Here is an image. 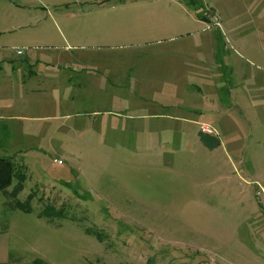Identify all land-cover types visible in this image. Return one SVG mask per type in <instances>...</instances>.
Masks as SVG:
<instances>
[{
  "label": "rangeland",
  "instance_id": "1",
  "mask_svg": "<svg viewBox=\"0 0 264 264\" xmlns=\"http://www.w3.org/2000/svg\"><path fill=\"white\" fill-rule=\"evenodd\" d=\"M0 157V264H264V0H0Z\"/></svg>",
  "mask_w": 264,
  "mask_h": 264
},
{
  "label": "trees",
  "instance_id": "2",
  "mask_svg": "<svg viewBox=\"0 0 264 264\" xmlns=\"http://www.w3.org/2000/svg\"><path fill=\"white\" fill-rule=\"evenodd\" d=\"M13 177L16 178L17 182L14 184L13 189L11 193L9 194L13 199L17 197V194L23 189V182L25 181V175L23 172L16 171L14 168V165L12 162L7 159L0 157V192L6 191L7 188H9L12 185ZM33 198V195H29L25 202L27 203H20L16 201L14 203V207L20 209L21 211L25 213H30L31 208L29 207V201H31ZM29 200V201H27ZM49 209L45 208L39 213V216H47V211ZM32 264H46L42 261L36 259L33 261Z\"/></svg>",
  "mask_w": 264,
  "mask_h": 264
},
{
  "label": "built area",
  "instance_id": "3",
  "mask_svg": "<svg viewBox=\"0 0 264 264\" xmlns=\"http://www.w3.org/2000/svg\"><path fill=\"white\" fill-rule=\"evenodd\" d=\"M16 53H17L18 55H20V54H22V51H21V50H18ZM199 131H200V133H202V134H206V135L213 133L212 128L209 127V126L206 125V124H200V125H199ZM54 162L57 163V164H61L60 161H56V160H54Z\"/></svg>",
  "mask_w": 264,
  "mask_h": 264
},
{
  "label": "crops",
  "instance_id": "4",
  "mask_svg": "<svg viewBox=\"0 0 264 264\" xmlns=\"http://www.w3.org/2000/svg\"><path fill=\"white\" fill-rule=\"evenodd\" d=\"M172 1V0H171ZM170 2V1H169ZM206 28H208V26L206 27ZM202 139L204 140V142H206L207 144H208V146H207V144H206V147L207 148H209L210 150L212 149L213 150V148H215V147H217L218 145H217V143H216V139H214V138H212V137H207V136H202ZM4 192V191H3ZM6 192V191H5Z\"/></svg>",
  "mask_w": 264,
  "mask_h": 264
}]
</instances>
